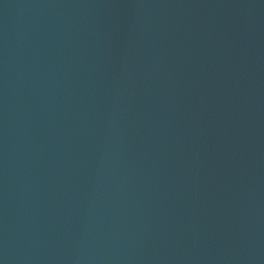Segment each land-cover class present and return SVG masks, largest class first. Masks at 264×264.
<instances>
[{
  "label": "water",
  "instance_id": "95a60500",
  "mask_svg": "<svg viewBox=\"0 0 264 264\" xmlns=\"http://www.w3.org/2000/svg\"><path fill=\"white\" fill-rule=\"evenodd\" d=\"M0 264H264V0H0Z\"/></svg>",
  "mask_w": 264,
  "mask_h": 264
}]
</instances>
